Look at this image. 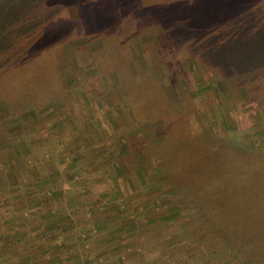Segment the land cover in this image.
Returning <instances> with one entry per match:
<instances>
[{"label":"rangeland","instance_id":"obj_1","mask_svg":"<svg viewBox=\"0 0 264 264\" xmlns=\"http://www.w3.org/2000/svg\"><path fill=\"white\" fill-rule=\"evenodd\" d=\"M0 18V203L49 190L83 212L28 227L38 246L264 264V0H0Z\"/></svg>","mask_w":264,"mask_h":264},{"label":"crops","instance_id":"obj_2","mask_svg":"<svg viewBox=\"0 0 264 264\" xmlns=\"http://www.w3.org/2000/svg\"><path fill=\"white\" fill-rule=\"evenodd\" d=\"M46 193L48 203L45 205H27L26 201L20 202L15 200V197L13 199L14 193L12 192L8 194L9 198L7 199L10 202L7 206H5L4 200L0 203V264H38L36 263L38 255L46 257L45 264H56L58 260H62L66 264H95L94 261L87 260L89 257L85 255V252L73 255V251L69 250L74 245L73 239L66 240L65 247L69 252L55 254L48 251L55 249V244L51 239L41 243L44 246L40 247L38 243L41 241L33 238L26 231L28 227L33 228L32 225L38 222L42 227H45L46 233L49 232L47 229H55L59 225L62 226V229H65L66 226L68 229L66 233H68L69 229L73 228L71 225L83 222V216H81L83 212L75 207H69L67 196L63 199L64 202L58 205L53 194L49 193V190H46ZM5 195L4 193L3 196L5 197ZM43 211L45 215L38 219L39 212ZM43 219H45L44 226ZM118 261L117 258L116 262ZM126 263L129 264L128 261Z\"/></svg>","mask_w":264,"mask_h":264},{"label":"trees","instance_id":"obj_3","mask_svg":"<svg viewBox=\"0 0 264 264\" xmlns=\"http://www.w3.org/2000/svg\"><path fill=\"white\" fill-rule=\"evenodd\" d=\"M1 14H2V13H1ZM4 15H5V14H4ZM223 15H224V14H223ZM223 15H222L221 17H223ZM7 23H8L7 20H1V18H0V26L3 25L2 27H0V31H1V28H3V27H7V26H8ZM1 38H2V37L0 36V39H1ZM7 45H8L7 42H5V41H3V40L0 41V48H1V47L6 48ZM22 67H23V70H24V66H22ZM23 72H24V71H23ZM25 73H26L27 75H30L31 73H33V70H32V69H29L28 72L26 71ZM11 87H12V85H11ZM7 91H9V88H6L4 92H1L2 96H4L5 94L9 93V92H7Z\"/></svg>","mask_w":264,"mask_h":264}]
</instances>
